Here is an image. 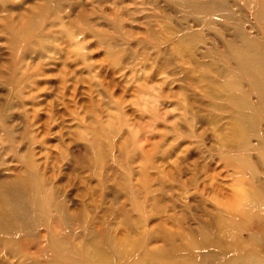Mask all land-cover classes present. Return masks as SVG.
<instances>
[{
	"label": "rangeland",
	"instance_id": "rangeland-1",
	"mask_svg": "<svg viewBox=\"0 0 264 264\" xmlns=\"http://www.w3.org/2000/svg\"><path fill=\"white\" fill-rule=\"evenodd\" d=\"M0 264H264V0H0Z\"/></svg>",
	"mask_w": 264,
	"mask_h": 264
},
{
	"label": "bare ground",
	"instance_id": "bare-ground-1",
	"mask_svg": "<svg viewBox=\"0 0 264 264\" xmlns=\"http://www.w3.org/2000/svg\"><path fill=\"white\" fill-rule=\"evenodd\" d=\"M47 2V1H46ZM45 9V8H44ZM44 9H39L40 11H43ZM247 48L248 49H250L251 50V46H247ZM255 61H256V56H252L251 54H249L246 58H243V59H241L240 60V62H241V65L243 66V67H246V66H249V65H255ZM257 62V61H256ZM254 67V66H253ZM252 67V68H253ZM255 70V69H254ZM256 71V70H255ZM237 133H239V131H237ZM13 211H15V209H12ZM12 210H10V216H9V220H8V222H6L8 225H11V223H12V219L14 218V215L12 214L13 213V211Z\"/></svg>",
	"mask_w": 264,
	"mask_h": 264
}]
</instances>
